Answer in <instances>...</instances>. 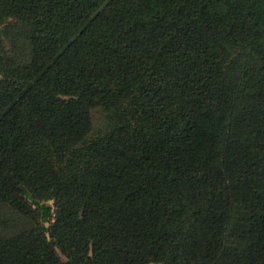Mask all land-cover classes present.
Instances as JSON below:
<instances>
[{"label": "trees", "instance_id": "1", "mask_svg": "<svg viewBox=\"0 0 264 264\" xmlns=\"http://www.w3.org/2000/svg\"><path fill=\"white\" fill-rule=\"evenodd\" d=\"M263 120L264 0H0V264H264Z\"/></svg>", "mask_w": 264, "mask_h": 264}, {"label": "rangeland", "instance_id": "2", "mask_svg": "<svg viewBox=\"0 0 264 264\" xmlns=\"http://www.w3.org/2000/svg\"><path fill=\"white\" fill-rule=\"evenodd\" d=\"M103 121H104L103 114L100 111L95 110L94 113H93L94 128L97 129L98 127L103 126L104 125V122ZM261 130H262V136L264 137V120L262 121ZM209 135H210V133H209ZM207 139H208V134L203 135L201 137V143H202V145H205L206 144V140ZM50 203H52V202H50ZM46 226H47V224H46ZM151 264H156V263H151Z\"/></svg>", "mask_w": 264, "mask_h": 264}]
</instances>
